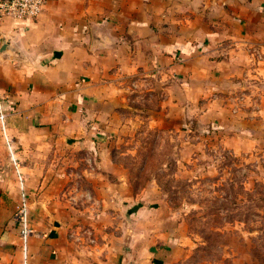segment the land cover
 Listing matches in <instances>:
<instances>
[{"label": "crops", "instance_id": "obj_1", "mask_svg": "<svg viewBox=\"0 0 264 264\" xmlns=\"http://www.w3.org/2000/svg\"><path fill=\"white\" fill-rule=\"evenodd\" d=\"M209 1L222 8L217 13L198 8L193 15L182 51L186 81L172 76L167 93L174 96L175 85L188 90L200 80L201 90L210 96L187 101L188 117L199 112L232 119L243 111L263 112L262 107L244 109V104L258 96L264 101V4L248 0L232 11L224 0ZM108 2L45 0L35 19L7 16L0 22V264L164 263L162 245L169 241L163 238L170 235L163 236L156 224L149 229L159 233L130 236L125 229H140L141 222L126 221L123 232L117 231L116 212L107 207V200L83 208L67 200V166L75 151L86 155L76 163L92 181L108 177L115 168L101 141L109 137L116 116L109 78L115 71L134 68L125 63L130 60L131 37L140 34L131 28L141 25L129 15L126 22L119 19L125 16L120 6L114 10ZM252 12L259 16L256 29H251L256 23ZM169 55L173 72L177 63L173 53ZM207 77L212 81L208 87ZM226 125L215 124L228 131ZM139 195L132 193L126 199L132 201L120 210L133 211L132 217L146 214L142 204L132 206ZM22 202L32 230L26 238L15 217ZM33 214L42 215V221L34 222Z\"/></svg>", "mask_w": 264, "mask_h": 264}, {"label": "rangeland", "instance_id": "obj_2", "mask_svg": "<svg viewBox=\"0 0 264 264\" xmlns=\"http://www.w3.org/2000/svg\"><path fill=\"white\" fill-rule=\"evenodd\" d=\"M107 1L124 13L119 19L126 22L129 15L135 25H141L131 28L132 32L140 29V34L131 37L130 60L125 63L134 68L115 71L109 78L116 116L111 119L109 137L101 141L115 168L108 177L100 175L92 181L76 163L86 155L75 151L67 166V200L80 208L107 200V207L116 212L117 231L123 232L126 221L141 222L143 228L125 229L130 236L159 233L161 228L163 236L170 235L163 238L169 241L162 245L163 264H264V110L243 111L232 119L199 112L188 117L184 114L187 101L210 96L201 90L200 80L188 90L175 85L174 96L166 89L172 76L186 81L188 67L182 51L197 9L217 13L222 6L209 0H98ZM224 1L232 11L248 2ZM251 14L256 22L251 29H256L259 16ZM260 14L264 19V11ZM172 53L177 63L173 72L168 67ZM211 83L207 77L206 87ZM259 97L256 103H245L244 109H264ZM218 122H226L229 130L215 126ZM98 158L104 156L99 153ZM135 192L140 198L132 206L142 204L147 213L132 217L133 211L120 209ZM98 193L101 196L96 199ZM31 216L34 222L43 219L39 214ZM152 224L158 229L150 230Z\"/></svg>", "mask_w": 264, "mask_h": 264}, {"label": "built area", "instance_id": "obj_3", "mask_svg": "<svg viewBox=\"0 0 264 264\" xmlns=\"http://www.w3.org/2000/svg\"><path fill=\"white\" fill-rule=\"evenodd\" d=\"M44 4L45 0H0V22L7 16L24 21L35 19L43 10ZM27 216L26 203L22 202L17 207L15 217L24 238L32 231L27 225Z\"/></svg>", "mask_w": 264, "mask_h": 264}]
</instances>
